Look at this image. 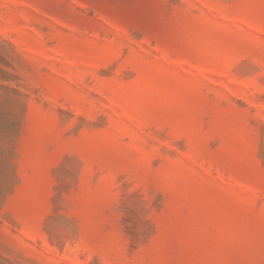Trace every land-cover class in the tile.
I'll return each instance as SVG.
<instances>
[{
    "label": "rangeland",
    "instance_id": "obj_1",
    "mask_svg": "<svg viewBox=\"0 0 264 264\" xmlns=\"http://www.w3.org/2000/svg\"><path fill=\"white\" fill-rule=\"evenodd\" d=\"M0 264H264V0H0Z\"/></svg>",
    "mask_w": 264,
    "mask_h": 264
}]
</instances>
